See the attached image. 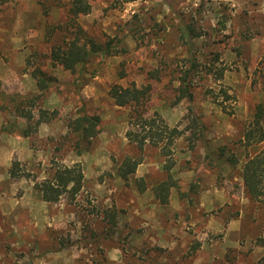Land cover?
Returning a JSON list of instances; mask_svg holds the SVG:
<instances>
[{"label": "rangeland", "instance_id": "374dc122", "mask_svg": "<svg viewBox=\"0 0 264 264\" xmlns=\"http://www.w3.org/2000/svg\"><path fill=\"white\" fill-rule=\"evenodd\" d=\"M88 1L77 35L109 42L111 54L71 71L50 59L52 46L78 31L69 0H0V91L38 96L26 105L30 121L0 101V264H264V201L246 195L239 175L246 157L264 149L241 142L264 98V0ZM192 56L200 62L192 96L178 98ZM36 69L52 78L45 90ZM132 82L148 86L138 110L181 130L169 152L127 139L138 129L134 111L108 92ZM40 110L48 120L35 125ZM83 114L99 124L78 154L69 123ZM29 123L35 129L23 136ZM126 156L140 163L123 180ZM56 163H79L82 187L43 201L35 183ZM169 163L175 185L161 204L153 186Z\"/></svg>", "mask_w": 264, "mask_h": 264}, {"label": "trees", "instance_id": "16d2710c", "mask_svg": "<svg viewBox=\"0 0 264 264\" xmlns=\"http://www.w3.org/2000/svg\"><path fill=\"white\" fill-rule=\"evenodd\" d=\"M128 1V0H127ZM91 4L88 0H69V8L67 15L69 16L70 26H76L77 32L74 37L69 40H62L63 43H56L52 46L50 52V59L53 64H60L65 69L74 71L77 65L84 64L89 61L91 55L100 53V55H110L109 42H106L105 46L96 44L89 39L81 40L80 34H82V28L75 23L76 18L79 15H85L90 12ZM68 25V22H67ZM79 34V35H77ZM196 35L195 33H193ZM218 56L215 58L217 59ZM200 62L196 61L194 56L189 60V67L184 71L178 90L180 95L178 98L184 96L191 98L192 92L190 91L195 67ZM224 68H220L217 73V78H222ZM120 77L123 73L119 74ZM153 74H151L152 76ZM34 77L37 79V85L39 90H45L49 82L50 77L45 76L41 70L36 69L34 71ZM148 86L137 87L135 83H130L127 86L113 84L109 89V96L118 106H128L134 111L135 117L133 124L137 127V130H127L126 137L130 142L135 143L139 148H142L146 143L152 145H158L163 143L162 149L165 152H169L168 146L181 135V130L176 127L168 128L163 123L160 116H145L143 112V103L145 102ZM38 96H29L21 94H7L0 91V101L11 103L14 111L18 116L30 121L33 118L31 108H27L26 105L34 107L36 98ZM222 103V102H217ZM48 114L44 110H40L39 118L36 120L35 125L48 120ZM99 124V117L97 115H80L74 118L69 123V133L75 138V148L78 154L83 153L88 149V143L92 137L97 133V126ZM31 124L22 130L23 136H28L31 132ZM241 142L244 146L256 145L264 143V98L254 106L251 119L244 124L241 133ZM167 150V151H166ZM235 159H229L232 164ZM140 163V159L131 157H124L118 166V176L123 180H127L128 176L135 172L137 165ZM171 163L164 166L167 172L166 179L158 182L153 186V191L156 199L161 204L168 202L169 190L175 185L172 180L169 170ZM11 175L18 177L19 174L11 170ZM239 175L242 180L243 190L246 195L252 200L264 201V149L255 152L253 155H248L242 163ZM138 191L142 192L146 189L145 181L143 178H137ZM83 182V171L79 163H73L71 165L55 164L52 173L49 177L44 178L40 182L35 183V188L39 191L41 199L47 202L58 201L59 198L65 193H70L75 196L81 189Z\"/></svg>", "mask_w": 264, "mask_h": 264}]
</instances>
